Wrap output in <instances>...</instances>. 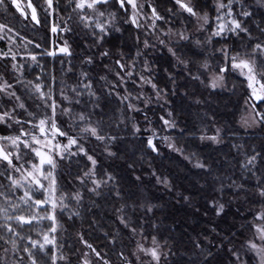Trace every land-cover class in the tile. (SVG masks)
I'll return each mask as SVG.
<instances>
[{"label":"snow or ice","instance_id":"1","mask_svg":"<svg viewBox=\"0 0 264 264\" xmlns=\"http://www.w3.org/2000/svg\"><path fill=\"white\" fill-rule=\"evenodd\" d=\"M58 3L59 0H42L40 4L36 0H0V9L8 13L14 6L25 19L40 24L41 10L47 16L58 11ZM209 7L214 10V17ZM256 8H264V0H210L207 4L200 0H168L163 12L160 0H66L69 14L62 30L73 31L69 21L74 19L90 30L91 46L99 50L102 72L92 73L96 56L86 54L81 64L89 66L88 70L77 69L71 60L65 68L62 60L59 78L55 68L45 78L42 67L41 73L28 79L23 71L25 65L17 57L24 55L31 63H39L37 54L15 50L14 41L21 33L11 22L0 20V39H7L11 45L0 49V178L7 181L6 187L0 184L4 188L0 191V240L10 246L2 249L4 258L0 264H113L106 252L85 238L83 231L86 200L96 206L93 197L101 198L105 193L116 201V227L105 230L95 216L91 219L113 245L121 244L116 252L120 264H167V257L173 255L172 248L168 239L160 235L158 224L149 217L158 208L152 202L155 197L142 190L125 193L119 177L106 163L121 155V125L132 136L141 133V125L132 115L140 112H144L147 121L145 131H150L143 143L151 153L159 155V144L166 143L203 173L198 183L210 181L218 186L219 196L209 201L217 216L232 201L240 205L238 213L247 206L241 213L245 223L240 226L238 239L237 233L218 242L207 236L203 241L198 237L192 241L191 254L185 253L186 264H251L252 260L264 264V144L257 149L255 145L249 148L246 141L231 143L242 157L238 161L242 175L239 179L235 174L226 177L232 200L224 201L225 174L208 157L178 144L172 135H159L162 129L153 126L144 110L151 97L143 91L144 85H150L157 102H167L169 89L161 88L154 79L158 67L154 69L147 57V50L159 45L174 61L171 70L163 69L173 92L181 73H186L187 81L208 94L205 98L203 93L195 94V89L186 88L185 96L197 105L209 103L213 95L221 92L235 95L242 88L244 107L237 124L245 131L264 128V19L255 21ZM121 13L123 23L130 22L145 32L151 30L143 40L140 35L135 36L134 55L122 48L113 52L104 46L109 33L122 30ZM177 17L181 18L179 24ZM58 27L53 25L52 31L56 32ZM27 39L25 36L24 40ZM57 52L72 56L67 40L47 54L55 57ZM106 58H111V62L104 64ZM112 96L119 97V102L108 110L106 101ZM160 120L164 129L179 128L177 137L187 135L201 143L221 145L226 138L238 135V130L219 123L211 111L204 112L200 128L192 131L180 128L171 109ZM143 159L141 152L139 161H126L127 167L135 174L136 164ZM148 168L156 184L165 190H176L172 178L151 163ZM136 180L140 181L141 176L136 175ZM176 194L184 201L192 200L191 193L177 190ZM77 219L80 227L75 236L88 253L81 249L66 252L60 243L61 235L68 236ZM88 226L92 227V223ZM25 228L29 232L25 233ZM123 236L128 237L127 244L123 243ZM204 241L215 247L217 253L206 248ZM221 249L228 260L214 259ZM78 252L81 254L77 256Z\"/></svg>","mask_w":264,"mask_h":264},{"label":"rangeland","instance_id":"2","mask_svg":"<svg viewBox=\"0 0 264 264\" xmlns=\"http://www.w3.org/2000/svg\"><path fill=\"white\" fill-rule=\"evenodd\" d=\"M12 8L15 11V13H16L17 17L19 18L22 25H24L26 27H31L33 24L36 26L41 24V23L36 24L35 22L31 21L30 19H25L14 8V6ZM258 9L264 11V8H258ZM147 10L148 9H145V11H147ZM120 16H121L120 27L122 30L121 31H112L111 33H109L105 38L104 46L108 47L110 49L111 47L107 44V38L108 37H110L111 35L117 34L120 37L125 38L126 37V34H125L126 29L132 28V29H134V33L129 38H127V43H128V45H131L132 48H134V49H130V50L135 54V44H136L135 36L140 35L141 40H143V38L145 36H147L148 32H150L151 30L149 29L148 32H145L143 29H137L135 27V25H132L130 22L129 23H123V13H121ZM46 17H48V19L50 20L49 36L51 37V48L49 50L44 51L43 55H37V60L39 59V56H45L46 55V56L53 58L54 60H57L60 65H61V61L63 60L64 61L63 66L65 68L67 67L68 61L71 60L72 64H74L77 69H79L80 67H84L85 70H88L89 66H87L86 64L82 65L81 61L86 54H95L97 64H96V66L92 67L91 71L93 74H100L102 72V68L100 66L101 65V58L99 57V50L96 47L91 46V41L93 40V37H91V35H90V30L83 28V26L80 25L78 23V21H76L74 19L73 21H69V24L73 27V31H71V32L63 31L62 29L64 28V21L66 20L67 17L59 16L57 14V12L49 13V14H47ZM53 25L59 26L56 32L52 31ZM7 35H9V34L5 33V36H7ZM24 37L25 36L23 34H21L19 37L16 38V41H14L15 46H16L15 50L23 53L25 51L34 52L35 49H33V48H37L38 50L43 49V47H41L40 43L36 44L30 39L24 40ZM65 40L68 41V43L71 47V50H72V56L71 57H68L67 55L60 53V52H57V55L55 57L47 54L49 51H51L53 49H58L64 43ZM153 43H155V41H153ZM10 46L11 45L8 44L7 39H0V49L6 50ZM149 53H151V54H149ZM147 57L150 61H152V63H154L153 64L154 69L157 68L158 66L163 67L161 64L163 59H167V63H170V60H168V59L172 60L170 55L167 53L166 49L163 48L162 46H159V45L154 49H151V48L148 49L147 50ZM17 60L20 63H23L25 65L24 70H23L24 75L26 74L27 70H31L36 65L39 64V63H31L30 58L26 57L24 55H19L17 57ZM110 62H111V58H106L103 60L104 64H108ZM172 62L174 64L173 60H172ZM61 67H62V65H61ZM138 70L139 69H137V71ZM177 70H179V69H177ZM184 74L186 76V73H184ZM70 75L71 74H69V76ZM129 87L130 88L133 87L132 81H129ZM121 88H123V86H121ZM186 88H188L189 90L195 89V94L203 93L205 98L208 95L206 92H204V90L201 87L187 81V83L184 87V90L181 94V95H183V97L179 96L180 97L179 99L181 100V107L177 109L176 105L174 103H172L171 100L169 101L167 99V102H165L163 99H161L159 102H157L156 97L154 95V92L151 89V86L150 85H144L143 86V91H144L145 95L151 97V102L149 104H147L146 106H144V110L147 112V117L152 122L153 126L158 128V129H162V131L159 133V135H172L174 138H176V139L178 138L176 136V134L179 132L180 129L179 128H177L175 130L164 129L163 122L160 120V117L162 115L167 116V112L169 109L172 110L175 118L177 119L178 124L180 125V128H183V124L186 121H189L190 124H192V125H194V124L195 125H197V124L201 125L202 124V118L204 116L205 111H211V112L215 113V111L213 110V105L215 104L214 99H216L219 95L225 94L224 92H221L217 95H213L209 103L197 105L193 102L192 99H190L188 96H185L184 92H185ZM172 89L169 92V96L173 92ZM241 96H242V94H237V96H236L237 98L235 101L233 100L231 103H227V105L230 107V110H229L230 115H235L236 122L240 118V115H241V113L243 111V107H244V105H242V107L240 106L239 110H237L236 105L239 104ZM173 98H176V97L173 95ZM115 101L118 103L119 97H114V96L108 97L106 103L109 104V107L115 106L116 105ZM28 102L30 104H34V101H32L31 99H29ZM110 109L111 108H109V110ZM181 112L184 113V116H180ZM109 114H110V112H109ZM132 115L135 116V119L140 123L141 133L137 134L136 136H132L127 130H122L123 125H121V129H118V131L120 132V135L122 134L121 135L123 137L122 139L123 140L125 139L124 140L125 142L120 141V143L118 145V148L121 145V147L119 149V152L121 153V155L114 160H110V161L106 162V163L110 164L112 167H115L117 165H120V166L123 165V166L127 167L126 161H130V159H136L135 156H137V154L133 156V153H136V151H138V149H142L143 147H146V145L143 143V141H144V139H146L147 135L150 134V131H145V129L147 127V121L144 119V112L132 113ZM203 122L206 123L207 121L204 120ZM237 125L238 124L236 123V126ZM258 129H259V127L254 129V130H247V131L244 130V131L245 132H248V131L256 132ZM58 139L63 140L64 138L58 137ZM177 142H178V140H177ZM205 143H207V142H205ZM178 144H180V143H178ZM207 144H210V143H207ZM213 146H217V145L213 144ZM89 147H94V145L90 144ZM159 148H160L159 155H156L154 153V160L150 163L155 168L159 169L161 172L164 173L165 172V170H164L165 166H163L164 168L162 167L163 162H161V158H163L166 153H170V154L177 155V156H181V155L179 153L174 152L173 150L169 149L166 146V143H160ZM96 151H97V153H99L100 149L97 148ZM182 158L185 160V162H187V160L184 158V156H182ZM101 159H104V157H101ZM147 161H149V160H147ZM147 161L145 160V161L138 162L136 164V172H137V175L141 176L140 190L144 191L145 193H148V190H149L148 186L149 185L154 186V189L151 190L152 191L151 195L154 196L155 199L152 202L157 204L158 208L155 210V215L153 216L150 213L149 217H151L152 219L154 217V223L158 224L160 235L163 236L162 231H163V228L165 227V225L167 224L168 214H170L171 221H174V223H176V224L186 223L188 227H190L192 230L195 231L194 232L195 234H196V232H201L202 230L207 231V224L206 223L212 225L215 228V230L218 229V230L222 231L224 233V235H226L229 238H231L232 233H234V232L239 233L240 232L241 224L245 223V221L241 218V213L245 212V210L247 208L246 205L244 206V208H241V213H238L237 208L240 207V205L236 201H232L225 208V212L223 214L217 216L214 213V211L212 210V205L209 203V201L211 199L219 196L218 186H215V187L209 186V187L203 188L202 184H205V183H203V181H200L198 184L199 177H196V179L191 180L192 181L191 185L196 184V186H195L196 188H194V189L192 187H188V186L186 187V186L176 184V190H165L162 185L156 184L154 178L151 175H149V171H150L148 168L149 162H147ZM65 163H67V162H65ZM192 168L195 169L193 167V165H192ZM114 170H115V168H114ZM64 171H67V169H64ZM182 175L183 174H181V176ZM0 184H3L6 187L7 181L0 178ZM3 190H4V188H0V191H3ZM177 190L178 191H184L185 194L191 193V195H192L191 202H187V201L182 200L176 194ZM223 200L224 201H230V200H232V197H229V196L224 194ZM0 203H3L2 197H0ZM174 211H176L177 214ZM167 212H168V214H167ZM205 213H207V215H205ZM137 214L139 215L140 213H137ZM248 218L251 219V216L249 215ZM146 227H147V225H146ZM209 239L216 241L217 238L212 237ZM127 243H128V241L125 242V244H127ZM79 244H80L79 248L81 249V252L82 253H88V249L86 247H84L80 241H79ZM6 246L10 247V246L6 245L4 243V241L0 240V260H3V258H4V252L2 251V249ZM129 246H131V245H129ZM187 253L189 255L191 254L190 252H187ZM80 254L81 253L79 252V255ZM89 255L94 260L96 259L91 253H89ZM183 255H185V254H183ZM10 256H11V254H9V259H10ZM118 259H115V261L113 260V264H120V260H118ZM73 261L74 262L76 261V257L73 259ZM167 262H168V259H167ZM251 264H255V261L252 260Z\"/></svg>","mask_w":264,"mask_h":264},{"label":"trees","instance_id":"3","mask_svg":"<svg viewBox=\"0 0 264 264\" xmlns=\"http://www.w3.org/2000/svg\"><path fill=\"white\" fill-rule=\"evenodd\" d=\"M168 2V0H160V11L165 10V5ZM201 3H210V0H200ZM36 3L40 4L42 3V0H36ZM65 3L66 0H59V3L56 5L58 11L57 14L62 17H67L68 10L65 9ZM208 10L212 13L213 16H215L214 10L209 7ZM40 19L41 24L36 26L32 25L31 27H26L21 24L19 18L17 17L15 11L13 8H10V11L8 13H5L2 9H0V20L4 22H11L12 26H14L21 34L24 36H27L28 39L32 40L34 43H40L41 47H43L42 50H38L37 48H33L34 53L37 55H43L44 51L49 50L51 48V37L49 36L50 31V20L48 17H46L44 11L41 10L40 12ZM180 17L176 18V23L179 24ZM254 19L256 22H259L261 19H264V11L256 8L254 12ZM264 26V25H262ZM134 29L128 28L126 29V37H120L119 35H111L107 38V44L111 47L114 52L117 49H123L125 53L134 55V53L130 49L132 48L131 45H128L127 38H129L131 35H133ZM37 49V50H36ZM151 54V53H149ZM165 54V53H164ZM170 63H167V59H163L161 62L163 67L158 66V71H156V75L154 76V79L157 81L159 86L161 88H168L169 92L173 88V85L168 81L167 74L163 71L165 68H169L171 70V67L173 65V62L171 59ZM39 64L36 65L33 69L27 70L25 76L28 79H33L37 73H41V68L43 67L45 69L43 75L45 78H47L48 73L55 68L56 75L59 78L61 76V65L57 60H54L53 58L49 56H39ZM154 64V63H153ZM160 64V65H161ZM179 72V70H176ZM187 81L185 79V74L181 73L177 78V87L174 92L171 93L169 96L168 94V100L172 101L178 108L181 107V100L179 99V96H182V92L184 90V87L186 85ZM225 94L219 95L216 99H214L215 104L213 105V110L216 113L217 120L221 124H225L227 128L238 130V135L236 137H229L225 139V142L221 145L213 146V144H207V143H201L198 138H192L187 135H185L183 138L178 137V143H180L182 146L186 147L188 151L190 152H197L202 156L208 157L209 161L214 164L216 168H218L221 172L225 174L224 184H225V195L232 197V189L228 187L229 180L226 178L230 174H235V178L239 179L242 175V170L239 167L238 161L242 158L237 154V151L235 148L231 147V143H244L247 142V145L249 148L251 146L255 145L257 149L264 144V128H259L256 132H245L244 129L240 128L238 125L236 126V117L235 115H230V107L227 105V103H231L233 100H236L237 94H243L242 88H239L237 93L235 95L224 92ZM173 95L176 98H173ZM116 105L118 104L115 101ZM113 105V104H112ZM115 105V106H116ZM243 100L240 99L239 104L237 106V110H239V107H242ZM115 106H110L107 103V108H113ZM180 110V109H179ZM180 116H184V113L181 112ZM200 124L192 125L189 121H186L183 124V128L186 129V131H192L194 129L200 128ZM122 135V134H121ZM120 135V136H121ZM121 136V141L125 142ZM123 145V144H122ZM121 147V145H120ZM119 147V149H120ZM141 152L144 153V159L143 161L152 162L154 160V153H151L147 147H143L142 149H138L136 151L135 155L137 154L136 159L139 161ZM187 154V153H186ZM151 160V161H150ZM162 167L165 166L164 174L168 175L170 178H172L173 183L182 185V186H188L192 187L193 189L196 188L195 185L192 184V179H196V177H200L203 175V173L198 169H193L192 164L182 158V156L173 155L170 153H166L163 158H161ZM166 163V164H165ZM117 167V168H116ZM115 168V170H114ZM72 170H75V162H73ZM111 170L114 171L120 180V185L122 190L125 193H135L138 190H140L141 184L140 181L136 180V175L133 173L131 169H128L127 167L123 165H117L115 167H111ZM181 174H183L181 176ZM249 183L252 182L251 177L249 178ZM199 184V183H198ZM203 188L214 185L209 183L202 184ZM149 190L148 193L152 194V191L154 189L153 185L148 186ZM195 193V192H194ZM197 194V193H196ZM114 195V194H113ZM97 204L96 206H93L90 202L86 200L87 208L84 209V220H83V231L85 232V237L93 243L95 246L99 247V249L102 252H106L110 259L114 260L118 259L119 257L116 255V252L120 249L121 244L118 242L115 245L112 244V242L108 239H106L104 235V231L101 230L100 227H98L95 223L92 222V217L95 216L96 221H99L100 224L104 227L105 230H110L114 227H116V218L114 215V209L113 204L116 203L114 199H111L107 196V193H105V196L101 198H95ZM176 213V211H174ZM168 214V212H167ZM177 214V213H176ZM169 217V218H168ZM154 222V217H153ZM167 224L163 228V237L168 239V246L172 248L173 255L168 256V262L167 264H186L187 256L183 255L187 252H190V249L192 248V241L197 239L198 237L203 241L204 237L207 236L209 238L215 237L217 238L216 241L223 239L226 237L224 233L220 230L213 231L214 227L208 223L207 224V231L202 230L201 232H196L192 230L190 227L187 226L186 223L176 224L174 221H171L170 214L167 216ZM89 223H92V227H89ZM80 227V220L77 219L76 221V227L69 233L68 236L61 235L60 237V243L65 246V250L67 251H73L75 252L76 249L79 248V240L75 236V231L78 230ZM24 232H29L28 228L24 229ZM237 233V232H234ZM35 235V233H33ZM216 235V236H215ZM219 237V238H218ZM239 238V233H237V239ZM219 239V240H218ZM128 241L127 236H123V243ZM23 244V241H21V245ZM205 247H211L214 253H217V249L210 245L208 241H204ZM76 255H79V252L76 253ZM76 256H73V259ZM215 260H228L227 253L224 250H219L218 254L214 257ZM120 260V259H118Z\"/></svg>","mask_w":264,"mask_h":264}]
</instances>
